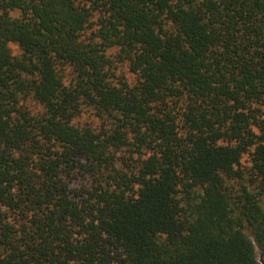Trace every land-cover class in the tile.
<instances>
[{"label":"trees","instance_id":"obj_1","mask_svg":"<svg viewBox=\"0 0 264 264\" xmlns=\"http://www.w3.org/2000/svg\"><path fill=\"white\" fill-rule=\"evenodd\" d=\"M258 249L264 0H0V264Z\"/></svg>","mask_w":264,"mask_h":264},{"label":"rangeland","instance_id":"obj_2","mask_svg":"<svg viewBox=\"0 0 264 264\" xmlns=\"http://www.w3.org/2000/svg\"><path fill=\"white\" fill-rule=\"evenodd\" d=\"M117 73H125L127 76H129L130 79L134 78V74H132L129 71L127 63H120L119 68L117 69ZM82 120L84 121H92L94 125L98 123V120L96 116L94 115L92 110H87L82 117ZM246 164H249V158L245 156ZM258 257L261 262V264H264V254L261 252V250L258 249Z\"/></svg>","mask_w":264,"mask_h":264}]
</instances>
